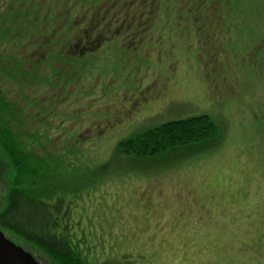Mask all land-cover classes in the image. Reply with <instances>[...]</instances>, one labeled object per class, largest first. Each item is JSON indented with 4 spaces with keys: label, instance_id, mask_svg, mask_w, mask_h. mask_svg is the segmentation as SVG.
<instances>
[{
    "label": "rangeland",
    "instance_id": "1",
    "mask_svg": "<svg viewBox=\"0 0 264 264\" xmlns=\"http://www.w3.org/2000/svg\"><path fill=\"white\" fill-rule=\"evenodd\" d=\"M83 1L62 7L54 28L74 25L62 51L85 67L73 61L69 84L39 95L47 114L28 121L51 134L45 149L70 159L60 184L89 186L77 202L82 227L142 255L136 264H264V47L251 31L263 20L240 21L238 35L219 0ZM36 48L41 61L47 47ZM204 114L216 140L114 156L124 139ZM6 190L0 160L2 199Z\"/></svg>",
    "mask_w": 264,
    "mask_h": 264
},
{
    "label": "trees",
    "instance_id": "2",
    "mask_svg": "<svg viewBox=\"0 0 264 264\" xmlns=\"http://www.w3.org/2000/svg\"><path fill=\"white\" fill-rule=\"evenodd\" d=\"M75 1L84 3L0 0V160L6 166L7 179L4 198L0 197V229L31 252L40 264L44 263L34 251L45 255L49 264H136L142 255L121 252L114 243L106 244L104 240H91L98 234L82 227L84 209L77 207L89 186H79L77 181L71 183L72 189L62 186L58 174L70 166V159L69 163L60 162L62 154L44 147L51 134L41 131L35 123L28 126V121L48 112L39 95L42 97L45 90L61 83L69 84L62 73H71L73 66H69L73 61L77 62V70L85 67L81 58L63 54L62 46L69 48L67 41L74 25L66 24L61 32L54 28L61 19L59 10ZM234 1L219 0L217 5L219 15L224 12L229 17L231 11L238 35H243L246 29L240 21L261 18L264 24V0ZM46 11L50 13L44 18ZM63 18L72 19L71 14ZM255 24L259 26L258 20ZM252 25L256 44L264 47V28ZM53 30L57 37L47 39ZM38 46L47 47L41 61L31 59ZM58 62L65 65L59 68ZM30 108L35 114L28 113ZM218 136L219 128L209 115L172 120L120 141L114 156L155 157L185 149L180 147L211 142Z\"/></svg>",
    "mask_w": 264,
    "mask_h": 264
},
{
    "label": "water",
    "instance_id": "3",
    "mask_svg": "<svg viewBox=\"0 0 264 264\" xmlns=\"http://www.w3.org/2000/svg\"><path fill=\"white\" fill-rule=\"evenodd\" d=\"M0 264H40L33 254L8 238L0 229Z\"/></svg>",
    "mask_w": 264,
    "mask_h": 264
},
{
    "label": "flooded vegetation",
    "instance_id": "4",
    "mask_svg": "<svg viewBox=\"0 0 264 264\" xmlns=\"http://www.w3.org/2000/svg\"><path fill=\"white\" fill-rule=\"evenodd\" d=\"M132 29H133V30H132ZM131 30H132L133 32H135V34H136V32H138V31L136 30V26L131 27Z\"/></svg>",
    "mask_w": 264,
    "mask_h": 264
}]
</instances>
